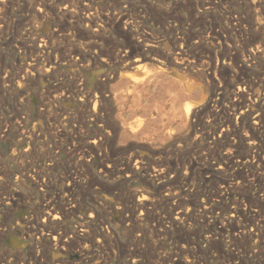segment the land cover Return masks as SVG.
<instances>
[{
  "label": "rangeland",
  "instance_id": "374dc122",
  "mask_svg": "<svg viewBox=\"0 0 264 264\" xmlns=\"http://www.w3.org/2000/svg\"><path fill=\"white\" fill-rule=\"evenodd\" d=\"M0 264H264V0H0Z\"/></svg>",
  "mask_w": 264,
  "mask_h": 264
},
{
  "label": "bare ground",
  "instance_id": "6f19581e",
  "mask_svg": "<svg viewBox=\"0 0 264 264\" xmlns=\"http://www.w3.org/2000/svg\"><path fill=\"white\" fill-rule=\"evenodd\" d=\"M42 1V0H41ZM252 2V1H251ZM41 3V2H40ZM97 3V2H96ZM67 4V3H66ZM84 4V3H83ZM116 4V3H115ZM86 6V5H85ZM253 8V7H252ZM93 9V8H92ZM111 9V8H110ZM68 10V9H67ZM138 11V10H137ZM122 13V12H121ZM106 14V13H105ZM119 14V13H118ZM37 16V15H36ZM238 16V15H237ZM106 17V16H105ZM127 17V16H126ZM125 17V18H126ZM41 18V17H40ZM121 18V17H120ZM122 19V18H121ZM124 19V18H123ZM129 19V18H128ZM74 20V19H73ZM102 20V19H101ZM108 20V19H107ZM115 20V19H114ZM40 21V20H39ZM104 21V20H103ZM117 21H118V19H117ZM257 21V20H256ZM111 22V21H110ZM115 22H116V20H115ZM121 22V21H120ZM258 22V21H257ZM11 23V22H10ZM39 23V22H38ZM113 23H114V21H113ZM113 23H111V24H113ZM41 24V23H40ZM125 24V23H124ZM248 24V23H247ZM115 25H117V24H115ZM129 26H130V24H129ZM28 27V26H27ZM30 30V29H29ZM237 30V29H236ZM98 31V30H97ZM34 33V32H33ZM115 33V32H114ZM126 33V32H125ZM139 39V38H138ZM100 40V39H99ZM227 41V40H226ZM40 42V41H39ZM139 43V42H138ZM50 45V44H49ZM94 46V45H93ZM135 46V45H134ZM149 46V45H148ZM59 47V46H58ZM131 48V47H130ZM135 48V47H134ZM3 49V48H2ZM138 49V48H137ZM252 49V48H251ZM92 50V49H91ZM134 50V49H133ZM146 50V49H145ZM135 51V50H134ZM258 52V51H257ZM142 53V52H141ZM145 55V54H144ZM253 55V54H252ZM48 56V55H47ZM235 56H237V55H235ZM243 57V56H242ZM246 57V56H245ZM61 58V57H60ZM22 59V58H21ZM35 60V59H34ZM134 61V60H133ZM102 62V61H101ZM136 62H139L138 60L136 61ZM170 62V61H169ZM239 62V61H238ZM182 63V62H181ZM99 64V63H98ZM129 64H130V62H129ZM131 64H133V63H131ZM102 65V64H101ZM125 65H126V63H125ZM124 65V66H125ZM27 66V65H26ZM126 67V66H125ZM149 67V66H148ZM32 68V67H31ZM147 68V67H146ZM217 68V67H216ZM102 71V70H101ZM151 71V70H150ZM189 71V70H188ZM149 72V71H148ZM149 75V74H148ZM33 76V75H32ZM146 76V78H147V75H145ZM106 77V76H105ZM153 77V76H152ZM92 78V77H91ZM216 78V77H215ZM124 79V78H123ZM149 79H151V78H149ZM201 79V78H200ZM236 79V78H235ZM82 80V79H81ZM197 80V79H196ZM93 81V80H92ZM143 81H145L143 78H140V79H138V78H136V77H134L133 76V84L135 85V87H139V85H142L143 84ZM151 82V81H150ZM37 83V82H36ZM16 84V83H15ZM151 84V83H150ZM187 84V83H186ZM218 84H219V81H218ZM45 85V84H44ZM124 85V84H123ZM116 86V85H115ZM186 86V85H185ZM227 86V85H226ZM142 87V86H141ZM8 88V87H7ZM190 88V87H189ZM117 89V88H116ZM134 89V88H133ZM122 90V89H121ZM138 90V89H137ZM123 91V90H122ZM127 91H128V89H127ZM135 92H136V90H134ZM133 92V91H132ZM139 93H140V91H138ZM132 95H133V93H132ZM136 95V94H135ZM118 96V95H117ZM131 96V95H130ZM134 96V95H133ZM117 98V97H116ZM257 100V99H256ZM51 101V100H50ZM155 102V101H154ZM252 103V102H251ZM42 104V103H41ZM47 108V107H46ZM41 109V108H40ZM141 111V113H143V106H142V110H140ZM183 111V110H182ZM189 111H190V108L188 107V108H186V114H188L189 113ZM246 111V110H245ZM67 112V111H66ZM89 112V111H88ZM40 115V114H39ZM242 115V114H241ZM140 116V115H139ZM118 117H119V115H118ZM129 118V117H128ZM175 119V118H174ZM3 123V122H2ZM141 123H143V118H141V119H139V121H138V124L137 125H132V124H129V128H131L132 130H134V128H136V127H138V126H140L141 125ZM96 124V123H95ZM199 124V123H198ZM125 125V124H124ZM143 125V124H142ZM21 126V125H20ZM254 126V125H253ZM53 127V126H52ZM211 127V126H210ZM262 129V128H261ZM6 130V129H5ZM8 131V130H7ZM89 131V130H88ZM58 132V131H57ZM129 133V132H128ZM174 135V134H173ZM217 136V135H216ZM96 137V136H95ZM262 137V136H261ZM137 139V138H136ZM134 140V139H133ZM106 141V140H105ZM199 141V140H198ZM235 141V140H234ZM93 142V141H92ZM95 142V141H94ZM115 143V142H114ZM239 144V143H238ZM48 145V144H47ZM15 149V148H14ZM28 150V149H27ZM103 152V151H102ZM229 152V151H228ZM68 153V152H67ZM132 156V155H131ZM242 158V157H241ZM251 159V158H250ZM112 161V160H111ZM199 161V160H198ZM119 163V162H118ZM114 164V163H113ZM136 164V163H135ZM209 164V163H208ZM246 165V164H245ZM81 167V166H80ZM220 168V167H219ZM206 169V168H205ZM218 169V168H217ZM259 169V168H258ZM32 170V169H31ZM134 171V170H133ZM162 171V170H161ZM159 172V171H158ZM127 175V174H126ZM93 176V175H92ZM151 176V175H150ZM207 176V175H206ZM129 177V176H128ZM34 179V178H33ZM74 179V178H73ZM155 181V180H154ZM20 182V181H19ZM159 184V183H158ZM251 184V183H250ZM171 190V189H170ZM222 190V189H221ZM67 194V193H66ZM169 196V195H168ZM220 199V198H219ZM202 200V199H201ZM151 201V200H150ZM168 202V201H167ZM202 202V201H201ZM252 202V201H251ZM77 206V205H76ZM181 207V206H180ZM210 207V206H209ZM85 212V211H84ZM136 213V212H135ZM210 213V212H209ZM47 215V214H46ZM137 215V214H136ZM203 216V215H202ZM259 219V218H258ZM41 220V219H40ZM262 222V221H261ZM44 223H46V222H44ZM181 223V222H180ZM239 226V225H238ZM75 227V226H74ZM45 233V232H44ZM65 241V240H64ZM67 242V241H66ZM17 243H15V246L14 247H17ZM137 247V246H136ZM19 249V248H18ZM64 251V250H63ZM176 253V252H175ZM237 256V255H236ZM65 258V257H64ZM133 261V260H132ZM225 263V262H224Z\"/></svg>",
  "mask_w": 264,
  "mask_h": 264
}]
</instances>
